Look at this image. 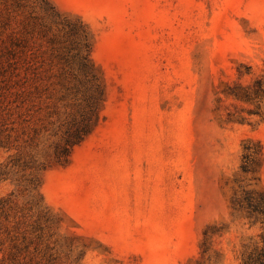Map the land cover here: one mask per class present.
<instances>
[{"label":"rangeland","instance_id":"374dc122","mask_svg":"<svg viewBox=\"0 0 264 264\" xmlns=\"http://www.w3.org/2000/svg\"><path fill=\"white\" fill-rule=\"evenodd\" d=\"M17 1L0 0V264H240L261 226L232 199L264 189V107L225 90L264 77V0H46L84 24L103 87L62 161L68 102L20 108L6 46L43 12ZM246 140L258 179L239 168Z\"/></svg>","mask_w":264,"mask_h":264},{"label":"trees","instance_id":"16d2710c","mask_svg":"<svg viewBox=\"0 0 264 264\" xmlns=\"http://www.w3.org/2000/svg\"><path fill=\"white\" fill-rule=\"evenodd\" d=\"M15 1L20 7L21 3ZM37 4L43 14L33 15L31 21L20 22L17 30H11L6 51L12 56L11 59L16 54L19 57L16 66L14 60L11 64L17 76L20 108H38L41 102L51 96L68 102L70 111L61 123L64 126L63 135L55 145L54 152L57 161H62L70 148L79 143L96 124L103 87L90 57L91 43L84 24L61 19L46 0H37ZM58 27L63 29L62 35L58 34ZM34 32L47 43L48 55L40 61L36 60L35 52L27 43V36L31 38ZM225 93L252 103L254 110L251 113L261 115L264 107V77L255 78L250 85L229 87ZM250 142H243L239 168L243 175L258 179L261 148L250 147ZM232 205L245 211L252 223L261 226L258 241L244 250L240 264H264V189L241 188L234 195Z\"/></svg>","mask_w":264,"mask_h":264}]
</instances>
